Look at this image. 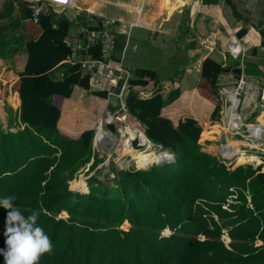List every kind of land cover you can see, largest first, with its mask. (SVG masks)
<instances>
[{
  "label": "trees",
  "instance_id": "trees-1",
  "mask_svg": "<svg viewBox=\"0 0 264 264\" xmlns=\"http://www.w3.org/2000/svg\"><path fill=\"white\" fill-rule=\"evenodd\" d=\"M227 3L238 14L234 0ZM36 24L38 33L27 43L25 70L12 86L22 101L17 118L25 126L16 131L0 126V198L14 195V204L25 216L40 213L37 224L50 237L53 251L38 264H264V171L249 164L228 167L203 149L210 140L197 119L175 122L164 115L162 109L180 91L163 100L153 70L143 69L129 80L127 120L172 153L175 161L143 168L132 158L133 168L111 164L115 176L111 183L91 175L80 183L82 190L72 188L70 181L82 169L88 165L89 174L98 171L103 159L93 151L96 126L78 138L62 133L58 126L62 109L55 96L69 98L76 86L84 89L83 94L106 98L107 92L94 88L79 64L63 62L62 78L50 74L71 53L65 38L72 22L63 13L48 7ZM247 32L250 29L243 28L238 36ZM91 48L88 55L98 58L99 46ZM224 70L209 57L203 61L202 75L214 94L212 118L217 120L221 110L217 81ZM137 92L152 94L140 98ZM109 128L116 132L114 125ZM126 147L119 135L116 156L127 154ZM233 186L239 188V199L229 211L223 204ZM63 212L68 216H60ZM5 215L0 207V248L5 247ZM225 228L229 245L222 238Z\"/></svg>",
  "mask_w": 264,
  "mask_h": 264
},
{
  "label": "crops",
  "instance_id": "crops-1",
  "mask_svg": "<svg viewBox=\"0 0 264 264\" xmlns=\"http://www.w3.org/2000/svg\"><path fill=\"white\" fill-rule=\"evenodd\" d=\"M34 4V0H0V126L4 131H7L8 128L16 131L25 126L20 123L17 118L22 101L19 92L13 90L12 86L15 81L18 80L19 82L20 80L18 73L25 70L28 60L27 43L34 34L37 35L38 33L39 26L30 16ZM75 4V7L66 9L63 12L72 22L68 35L65 38V42L69 46L72 42L81 40V31L84 26H90L89 30L94 32L99 31L100 27H98V25L106 16L122 18L127 25L126 32L120 33L117 38V48L119 51H121L125 45H127L126 51L129 49L131 44L130 40L132 39L131 30L133 27L134 29L142 28L150 32L153 38H157L161 33L173 32L177 34L181 30V25L177 26L174 21L175 19L179 20V18H181L183 22L189 19V24L194 28L195 33L192 34L189 32L186 36H184V34L183 36L186 40V46L189 49L190 56L193 59L192 64L188 66L186 70L187 74L172 80V82L158 81L156 87H158V92L162 94L163 100L165 101H168V97L172 91H180L179 97L162 109L163 114L169 116L175 122L179 118L193 117L199 121L203 129L205 125H208V130L210 132L212 131L211 135L213 139H210L207 143H220L224 141V136L219 134L217 130L216 124L219 119L217 120V116L212 118L215 104L212 102L211 96L214 94L209 81L202 75V65L207 57L223 65V53L225 55L228 42L232 39L229 33V26H232V24H230L227 19L228 14H231L235 18V22L238 20L241 21L240 28H237V35L243 28H249L250 32H254L252 37L248 38L250 32H247L242 38L243 44L247 49L244 72L250 81H255L253 82L254 84L264 85V74L259 68L264 59V52L261 47L262 36L264 35V10L258 9V4L264 6V1L234 0L235 6L241 4L243 8H246L244 12L247 16L243 15L244 9H241L239 6L237 9L240 13L235 8L238 13L236 14L229 3H226V5L228 4L231 9L228 6V10H226L227 8L225 9L222 7L220 1L218 4H203L202 0H76ZM108 6L117 7L122 14L113 15L105 13L103 9ZM190 6L192 7L191 13L189 9ZM135 9H140V13H137ZM187 9H189V11ZM248 10L251 11V14H249ZM198 11L207 12V14H210L209 16H214V21L224 27L226 35H223L222 39H219L218 34L221 30L216 26V28H214L215 32L210 34L211 36L208 35L205 28L201 30L198 27L200 23H197L195 26L196 16H199L201 13ZM258 12L261 13L258 15ZM94 15L96 18H94ZM205 18V15L202 16L201 21L203 22ZM130 23H135V25L130 27ZM166 23H168V28L165 26ZM119 27L120 26L111 27L109 31L116 32ZM201 37H208L209 40H215L216 48L214 50L208 48V50L205 48L199 49L198 40L201 39ZM136 46L137 44H134L132 47L135 48ZM253 49H255V52H253ZM215 50H218V55L221 53V57L220 55L219 58L216 57ZM201 53L203 56H201ZM71 54L72 49L67 58L58 64L56 69L50 72L55 79L63 77V62L70 63L68 58ZM76 55L87 57L84 52L81 53L80 51H77ZM116 57H119V55ZM239 65L240 62L228 63L227 69L233 71V69L237 68ZM129 66L133 73L132 78H136L137 72L143 69H149L145 67L132 68L131 65ZM149 70L155 71V77L157 79V71L155 69ZM234 73L238 75V73ZM83 74L87 73L83 72ZM228 80L233 81L234 79ZM220 83L221 81L218 78V88ZM83 91L84 89L82 87L76 86L69 98L55 96L62 109L58 126L62 133L69 137L78 138L84 130L94 128L98 119L102 117L104 110H106L107 107H114L112 102H108L107 94L104 95L106 97L104 98L87 92L83 94ZM136 94L140 98H147L150 97L152 93H148V96H143L139 92ZM6 105L9 106L7 109ZM8 108L12 109L13 117L10 115V110ZM261 113L262 112L258 111L257 114L254 113L253 115H256L258 119ZM213 148L217 150L214 145ZM203 149L211 152L209 149L205 148V145H203ZM211 153L216 155L214 151ZM85 169H87V167ZM85 169H82V171Z\"/></svg>",
  "mask_w": 264,
  "mask_h": 264
},
{
  "label": "built area",
  "instance_id": "built-area-1",
  "mask_svg": "<svg viewBox=\"0 0 264 264\" xmlns=\"http://www.w3.org/2000/svg\"><path fill=\"white\" fill-rule=\"evenodd\" d=\"M35 4L31 11V19L37 23L40 16L47 11L48 7L53 8L58 13H63L66 9L75 7L76 0H34ZM184 1V0H180ZM221 4L227 3V0H220ZM137 13H140V9ZM223 22V21H222ZM101 23V24H100ZM98 25L100 30L94 32L89 30L90 26H84L81 31V40L72 42L70 45L72 54L68 61L72 64H79L81 71L89 74L91 84L94 88L106 91L108 102L113 103L114 107H107L104 116L98 119L97 129L94 135V153H108V159L111 156V148L116 145L118 135L127 138L131 147H137L140 136L132 137L131 131H141L128 122V110L125 101V95L128 91V82L133 77L132 70L125 62V54L127 45L119 51L117 48V38L120 33L126 32L127 25L122 18L104 17ZM135 23H130L129 26H134ZM114 26H120L118 31L110 32L109 29ZM241 21H236L234 25L229 26V33L232 39L229 40L227 51L230 52L233 58L239 59L240 74L236 75L233 71H222L219 74L221 81L218 88V93L221 99L220 118L217 121V130L219 134L224 136V141L219 143L217 147V157L225 163L228 167V162L236 160L238 154L234 152L235 148L245 151L247 154H253L259 158L256 160L257 167L260 166L261 171H264V123L257 119L254 113L264 112V85L254 84L250 81L244 72L245 59L247 57V49L243 44V39L237 35V28H240ZM264 35L262 36V41ZM94 45L99 46L100 56L93 58L87 55L88 50ZM203 48L214 50L216 48V41L209 40L207 37H201V44ZM264 52V43H261ZM77 51L87 55L82 57L76 55ZM119 55V57H116ZM223 67H227V57L224 55ZM261 72L264 74V59L259 66ZM228 79H234L230 81ZM134 90L138 91L136 87ZM143 96L144 94L139 92ZM117 99H120L118 102ZM259 103V107H258ZM255 117L254 120H251ZM109 125H114L116 132L111 130ZM100 132L101 137L98 136ZM111 134L115 136L116 140L113 142L112 138L108 136ZM144 134V133H143ZM145 135V134H144ZM146 141L154 146L160 148V152L165 151L161 144H156L147 138ZM137 141V143H135ZM113 142V145H112ZM236 143L235 147L233 144ZM239 143V144H238ZM170 159L162 160L158 163L174 162L173 154ZM254 162V161H250ZM243 165L249 162L241 163ZM87 166V170H88ZM86 170V169H85ZM231 193L229 198L224 202L223 208L232 211V204L238 202L239 193L237 188H230ZM250 199V198H249ZM262 242H256V245H261Z\"/></svg>",
  "mask_w": 264,
  "mask_h": 264
},
{
  "label": "rangeland",
  "instance_id": "rangeland-1",
  "mask_svg": "<svg viewBox=\"0 0 264 264\" xmlns=\"http://www.w3.org/2000/svg\"><path fill=\"white\" fill-rule=\"evenodd\" d=\"M130 1H132V0H130ZM193 1H195V0H193ZM263 1L264 0H261V2H263ZM199 3H201V2H199ZM191 6L189 8L190 13H191V9H192ZM228 6H229L228 4L222 5V7H224L225 9L227 8L226 10H228ZM238 6L241 9H244L243 15H246L244 12V11H246V8H243V6L241 4L237 5L235 8L237 9ZM189 9H187V10L189 11ZM230 9H231V7H230ZM258 9L264 10V6L262 4L261 5L258 4ZM103 11L107 14H113V15L122 14V12H120L118 10V8L114 7V6H108V7L104 8ZM237 11H238V9H237ZM198 12H201V13L199 14V16H196L195 23H194L195 26L197 25V23H200L198 25V27L201 30L205 28V31L208 33L209 36H211L210 34L215 32L214 28H216V27L220 28L221 31L218 34L219 39H222L223 35H226L224 27H222L220 24H217L214 21V18H215L214 16H209L210 14H207V12H203V11H198ZM248 12H249V14H251L250 10H248ZM259 13H261V12H258V15H259ZM204 15L206 16V18L202 22L201 17ZM227 19H228L229 23L232 25L235 22V18L231 14H228ZM174 21L177 24V26L181 25V27H180L181 30L177 34H174L173 32L161 33V35L157 38H153V36H151L150 32L145 31L142 28H135L134 29V27H133L131 30V34H132V39L130 40L131 44H130L129 49L126 51L127 53L125 55L126 64L131 65L132 68L145 67V68H149V69H155L157 71V79L159 82H161V81L172 82V80H174V79H176V78H178L184 74H187L186 70H187L188 66H190L192 64L193 59L190 56L189 49L186 46L187 43H186V40L184 39V36H186L189 32H191L192 34H194L195 32H194V28L192 26H190V24H189V19L184 20V22L181 20V18H179V20L175 19ZM167 24L168 23H166L165 26L168 28ZM183 34H184V36H183ZM253 34H254V32L251 31L249 33L248 38L252 37ZM198 41H199L198 42L199 49H203V47L200 45L201 39H199ZM134 44H137V46L135 48L132 47ZM205 49H207V48H205ZM215 53H216L217 58H219V55L221 57V53H219V55H218V50L217 51L215 50ZM225 55L227 57V63H229V64L240 61L239 59L233 58L229 51L225 52ZM201 56H203L202 53H201ZM223 57H224V53H223ZM253 82H255V81H253ZM7 107H9V106L6 105V109H7ZM104 114H105V110L103 112V116H104ZM254 119H255V117H253L251 120H254ZM97 125H98V123H97ZM7 130H9V128ZM203 130L206 132L209 140L213 139V136L211 135L212 131L210 132L208 130V125H205ZM11 131H14V130L12 129ZM112 137L115 138V136H113V135H112ZM118 137H119V135H118ZM112 140H114V139H112ZM115 140H116V138H115ZM117 143H118V140H117ZM117 143H116V145H117ZM139 144L140 145H137V147H135L134 150H131L130 148L126 147V150H128V152H126L127 154H124V156H121V158H119L115 154L116 145H114L111 148V153H110L111 156L109 159H108L109 155H107L109 152L107 154L102 153V152L101 153L97 152L98 154L96 156L99 157V155H100L103 159V162H101V164L99 165L100 169L98 171L94 170L90 174H89V171L87 169L83 170L79 173V175L74 180H72L73 181L72 183L70 181V184L72 185V187L75 190H82L83 187L80 185V183L83 184V182H86L87 178L90 177L91 175H97V177H99L100 179L106 180V181L111 183L113 178L115 177L114 174L111 172V168H110L111 164L115 163V165L117 164L119 167H123V168H133V167H135V164L133 163V161L131 159L134 158L137 160L138 163H141L143 165V168H147L152 163H157V162H155V160H156V157L158 155L165 153L164 151L160 152L161 151L160 148L158 146H154L153 144H151L152 147H149L150 143L147 141L142 142L139 140ZM210 144H211V147H210ZM204 145H205L206 149H209V151H211V152L214 151V153H216V155H217V150H214L213 145L215 146V148H217L219 146V142L204 143ZM233 145L235 147L237 146L236 143H234ZM234 152H236L235 154H238V156L236 157V160L232 161L231 163L228 162V165L230 168L234 169L239 164L241 165V163H243V162H249V165H252L254 168H257L256 160H259L258 157H256L253 154H247L245 151L239 150V148H237V147L235 148ZM146 157H149V159H151L150 163H143L144 161H146ZM250 161H254V162L250 163ZM76 180H78V181L73 185L74 181H76ZM233 187L237 188L235 186H233ZM86 189H87V187H86ZM237 189L239 191V188H237ZM81 192H85V191H81ZM86 192H88V189ZM228 198H229V196L227 197V199ZM62 215L67 217L66 214H62ZM215 217L217 218L216 215H215ZM123 226L129 227L130 225L124 223ZM163 232L166 235L170 234V231L164 230ZM223 232L224 233L222 235V238L224 240H226V242L229 244V241H231V240L229 238L227 239V237H229L228 229L225 228Z\"/></svg>",
  "mask_w": 264,
  "mask_h": 264
},
{
  "label": "clouds",
  "instance_id": "clouds-1",
  "mask_svg": "<svg viewBox=\"0 0 264 264\" xmlns=\"http://www.w3.org/2000/svg\"><path fill=\"white\" fill-rule=\"evenodd\" d=\"M227 68L228 66L225 71H230ZM165 151L172 154L168 150ZM15 199L14 195L0 198V207L6 213L3 230L5 247L0 248V255L4 258V264H38L44 254L53 251L52 241L37 224L40 213L33 211L28 216L23 215L14 204ZM62 214L60 216H63Z\"/></svg>",
  "mask_w": 264,
  "mask_h": 264
},
{
  "label": "bare ground",
  "instance_id": "bare-ground-1",
  "mask_svg": "<svg viewBox=\"0 0 264 264\" xmlns=\"http://www.w3.org/2000/svg\"><path fill=\"white\" fill-rule=\"evenodd\" d=\"M258 119L262 122V123H264V112H262L260 115H259V117H258ZM131 135H132V137H135V136H140V138H141V141L142 142H146V138H145V135L143 134V133H141L140 131H135V130H132L131 132ZM98 136H100L101 137V134H100V132L98 133ZM108 136L109 137H111V135L110 134H108ZM112 139H114L113 140V142L115 141V138L114 137H111ZM125 141L127 142L126 143V145H127V147L128 148H130L131 150H134V148L135 147H131V145H130V142H129V140L127 139V138H125ZM113 142H112V145H113ZM147 146V145H146ZM149 147H152V145L150 144L149 145ZM128 152V151H127ZM165 153H162L161 155H158L157 157H156V160H155V162H161L162 160H168V159H170V157H172V155H169V153L167 152V151H164ZM145 159V158H144ZM148 161V162H147ZM150 161H151V159H149V157H146V161H144L143 163H150ZM73 188V187H72ZM74 189V188H73ZM79 191V190H78Z\"/></svg>",
  "mask_w": 264,
  "mask_h": 264
},
{
  "label": "water",
  "instance_id": "water-1",
  "mask_svg": "<svg viewBox=\"0 0 264 264\" xmlns=\"http://www.w3.org/2000/svg\"><path fill=\"white\" fill-rule=\"evenodd\" d=\"M94 18H96V16L94 15ZM227 70H229V69H227ZM233 71L234 72H236V73H240V68H235V69H233ZM117 101L119 102L120 101V99H117ZM65 214V213H64ZM67 215V214H66ZM229 239H230V237H228ZM224 240V239H223ZM224 242L227 244V242H226V240H224ZM230 242V241H229ZM228 245V244H227Z\"/></svg>",
  "mask_w": 264,
  "mask_h": 264
}]
</instances>
